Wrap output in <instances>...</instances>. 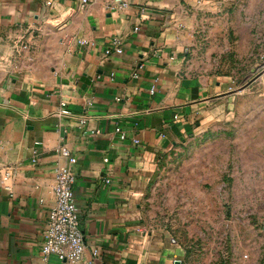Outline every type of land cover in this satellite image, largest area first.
<instances>
[{
	"label": "crops",
	"instance_id": "0c3cea01",
	"mask_svg": "<svg viewBox=\"0 0 264 264\" xmlns=\"http://www.w3.org/2000/svg\"><path fill=\"white\" fill-rule=\"evenodd\" d=\"M172 3L0 0V264H47L42 244L55 168L67 162L59 144L77 157L75 195L87 242L73 264H87L94 248L95 264H188L182 245L141 214L157 152L183 136L210 98V85L180 73ZM115 35L123 51L107 54ZM7 166L16 169L8 188ZM49 261L68 264L55 253Z\"/></svg>",
	"mask_w": 264,
	"mask_h": 264
},
{
	"label": "rangeland",
	"instance_id": "374dc122",
	"mask_svg": "<svg viewBox=\"0 0 264 264\" xmlns=\"http://www.w3.org/2000/svg\"><path fill=\"white\" fill-rule=\"evenodd\" d=\"M167 12L180 73L210 98L157 152L142 217L188 264H264V0H173Z\"/></svg>",
	"mask_w": 264,
	"mask_h": 264
},
{
	"label": "built area",
	"instance_id": "2783aa9c",
	"mask_svg": "<svg viewBox=\"0 0 264 264\" xmlns=\"http://www.w3.org/2000/svg\"><path fill=\"white\" fill-rule=\"evenodd\" d=\"M91 0H81L82 5H86ZM50 2V1H48ZM128 6L129 0H116L112 6ZM80 42L86 43L87 39L79 37ZM123 39L119 35H115L111 39V44L105 49L107 54L113 51H123ZM28 43H24L27 47ZM137 75V73H136ZM63 106L66 101H62ZM63 113H68L69 109L62 108ZM116 129L121 133L123 138L126 137L125 131L122 127L117 126ZM99 130L97 129L96 132ZM138 141V139H135ZM41 141H37L39 144ZM56 151L67 159L66 163H58L55 168V183L53 187L54 203L49 211L48 224L45 231V239L42 244V256L46 260L47 264H52L49 261V257L52 253L57 254L61 259H64L68 264H73L80 261L87 247L84 232L81 226L80 219V207L77 203L75 195V182L76 171L74 165L77 162L76 155L65 144H59L56 146ZM33 160L37 161L40 156V150L38 147H34ZM106 161L108 157L104 158ZM16 169L15 166H7L5 169L2 182L8 188L10 185L6 179L14 175ZM106 181H110V177L105 178ZM98 255V249L92 250V258L87 261V264H95V257Z\"/></svg>",
	"mask_w": 264,
	"mask_h": 264
}]
</instances>
